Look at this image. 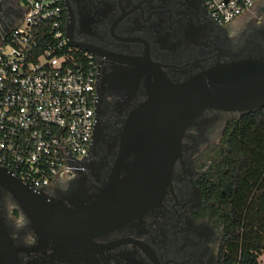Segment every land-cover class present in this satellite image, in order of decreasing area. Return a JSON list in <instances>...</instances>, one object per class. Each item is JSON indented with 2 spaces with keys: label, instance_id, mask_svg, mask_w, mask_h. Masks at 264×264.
<instances>
[{
  "label": "flooded vegetation",
  "instance_id": "flooded-vegetation-1",
  "mask_svg": "<svg viewBox=\"0 0 264 264\" xmlns=\"http://www.w3.org/2000/svg\"><path fill=\"white\" fill-rule=\"evenodd\" d=\"M73 49L96 64V124L86 158L65 179L45 189L73 207L94 204L115 174L126 182L136 169V149L126 147L130 119L156 88L158 72L179 83L211 67L264 57V0L227 24L214 19L203 0H62ZM25 0H0L6 28L24 15ZM84 48H89L88 51ZM237 111L203 109L186 127L168 179L137 215L92 239V258L81 264H264V208L258 186L228 210L225 190L205 184L216 150ZM130 147V146H129ZM129 149V152L127 150ZM23 212L30 223L10 226ZM0 219L20 264H66L52 239L17 195L0 186ZM31 229V247L19 236Z\"/></svg>",
  "mask_w": 264,
  "mask_h": 264
},
{
  "label": "built area",
  "instance_id": "built-area-1",
  "mask_svg": "<svg viewBox=\"0 0 264 264\" xmlns=\"http://www.w3.org/2000/svg\"><path fill=\"white\" fill-rule=\"evenodd\" d=\"M25 1L16 25L0 24V167L44 191L87 156L96 124V64L69 44L62 0ZM203 1L221 24L257 2Z\"/></svg>",
  "mask_w": 264,
  "mask_h": 264
},
{
  "label": "water",
  "instance_id": "water-1",
  "mask_svg": "<svg viewBox=\"0 0 264 264\" xmlns=\"http://www.w3.org/2000/svg\"><path fill=\"white\" fill-rule=\"evenodd\" d=\"M66 36L71 46H77L67 29ZM157 83L149 88V100L137 109L126 130V147L136 149L135 171L123 183L115 174L94 204L67 206L0 167V186L17 195L66 264L90 261L95 236L137 215L160 195L183 133L203 109L243 115L264 107V57L220 64L179 83L158 72ZM0 264H20L1 219Z\"/></svg>",
  "mask_w": 264,
  "mask_h": 264
},
{
  "label": "trees",
  "instance_id": "trees-1",
  "mask_svg": "<svg viewBox=\"0 0 264 264\" xmlns=\"http://www.w3.org/2000/svg\"><path fill=\"white\" fill-rule=\"evenodd\" d=\"M216 163L209 169L205 184L216 186L218 201L225 190L228 210H235L239 195H248L254 174L259 171L253 186H258L259 207L264 208V110L263 108L241 115L228 126L223 142L216 150Z\"/></svg>",
  "mask_w": 264,
  "mask_h": 264
},
{
  "label": "clouds",
  "instance_id": "clouds-1",
  "mask_svg": "<svg viewBox=\"0 0 264 264\" xmlns=\"http://www.w3.org/2000/svg\"><path fill=\"white\" fill-rule=\"evenodd\" d=\"M10 221V226L17 230L19 235V230L26 228L30 223L28 217L20 212L18 215H10L8 217ZM38 242V235L34 230L28 229L23 232V235L19 236V243L25 247L34 246Z\"/></svg>",
  "mask_w": 264,
  "mask_h": 264
},
{
  "label": "rangeland",
  "instance_id": "rangeland-1",
  "mask_svg": "<svg viewBox=\"0 0 264 264\" xmlns=\"http://www.w3.org/2000/svg\"><path fill=\"white\" fill-rule=\"evenodd\" d=\"M263 163H264V161H262L261 166L263 165ZM259 171H261V168H260V169L257 171V173L254 174V176L252 177L251 185H250L249 188H253L254 180L258 179V176H259V173H258V172H259Z\"/></svg>",
  "mask_w": 264,
  "mask_h": 264
}]
</instances>
